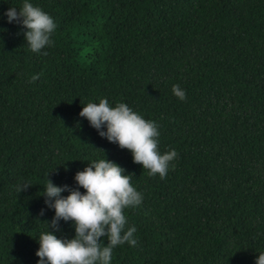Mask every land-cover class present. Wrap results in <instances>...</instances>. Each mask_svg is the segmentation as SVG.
Listing matches in <instances>:
<instances>
[{
    "label": "trees",
    "instance_id": "obj_1",
    "mask_svg": "<svg viewBox=\"0 0 264 264\" xmlns=\"http://www.w3.org/2000/svg\"><path fill=\"white\" fill-rule=\"evenodd\" d=\"M23 2L0 0V264H37L48 230L74 238L72 221L49 229L55 211L43 191L47 179L77 188L75 174L99 159L133 174L142 195L124 210L137 244L115 247L111 264H256L264 253V0H29L57 25L40 53L4 15ZM104 98L158 125L160 153L178 154L166 178L149 176L79 116ZM24 182L31 187L18 193Z\"/></svg>",
    "mask_w": 264,
    "mask_h": 264
},
{
    "label": "clouds",
    "instance_id": "obj_2",
    "mask_svg": "<svg viewBox=\"0 0 264 264\" xmlns=\"http://www.w3.org/2000/svg\"><path fill=\"white\" fill-rule=\"evenodd\" d=\"M4 15L9 23L16 22L26 29L23 35L32 52L40 53L45 46L53 44L51 36L57 28L54 19L29 0H24L19 10L11 7ZM43 54L47 55L46 52ZM38 79L39 74H36L29 82ZM172 92L179 100L186 99V92L178 84L172 86ZM79 116L86 118L101 137L129 150L133 162L148 170L149 176L158 174L161 179L166 178L169 166L178 154L175 149L160 153V133L154 121L146 120L126 103L112 107L106 98L98 104L90 102L83 106ZM103 126L106 131H101ZM132 175L125 174V169L114 162L99 159L75 174L77 188L55 186L47 179L43 191L45 204L55 211L51 222H47L49 229L60 231L61 220L72 221L75 236L58 239L49 230L41 233L37 264H111L115 247L126 242L136 246L134 233L137 229L132 226L125 230L127 218L124 214L125 209L142 203V195L132 186ZM29 187L31 185L24 182L17 185L16 190L20 193ZM79 188L85 192L82 194ZM64 191L69 195L61 196ZM43 214L42 209L40 215ZM101 238H106L108 243L105 245ZM256 264H264V253L258 255Z\"/></svg>",
    "mask_w": 264,
    "mask_h": 264
}]
</instances>
